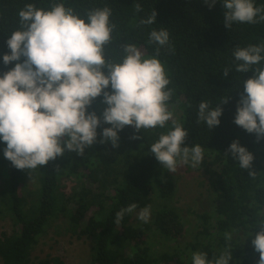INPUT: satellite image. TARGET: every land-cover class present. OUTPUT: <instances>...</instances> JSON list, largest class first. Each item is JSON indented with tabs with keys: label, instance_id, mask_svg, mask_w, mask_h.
Listing matches in <instances>:
<instances>
[{
	"label": "trees",
	"instance_id": "obj_1",
	"mask_svg": "<svg viewBox=\"0 0 264 264\" xmlns=\"http://www.w3.org/2000/svg\"><path fill=\"white\" fill-rule=\"evenodd\" d=\"M28 3L46 10L63 3L81 16L107 6L110 22L116 25L104 50L109 62L122 60L125 44H135L145 55H158L168 69V87L173 91L169 107L179 105L182 109L179 121L187 129L184 146L200 144L212 159L205 160L203 167L216 193L215 214L200 215V234L206 240L159 255L149 245L151 232H158L165 241H178L185 235L180 211L172 203L175 184L150 151V145L167 128L137 132L133 126H125L118 133L119 147H113L111 141L98 142L102 128L111 126L102 124L97 142L83 155L66 150L38 167L31 177L30 170H18L4 157L6 143L0 141V220L10 216L14 226L11 233H0L3 264H32L40 237L60 217L69 222L72 233L93 239L91 264H191L195 251L206 252L209 259L229 251L228 264H257L259 253L251 241L264 220V139L258 141L255 133L234 123L243 81L253 72L237 73L231 50L264 42V22L227 28L222 0H216L211 8L205 0H0V75L15 66L16 62L4 65L3 56L10 54L7 39L21 27L18 12ZM136 4L141 5V11L137 12ZM256 4L264 5V0H256ZM153 11L157 13L155 23L140 24L141 18ZM161 28L169 33V45L157 53L159 46L149 42V33ZM229 65L232 69L225 77L223 70ZM225 98L228 102L222 103ZM102 100L97 97L88 110L101 116L107 106ZM201 100L222 108L220 124L213 129L197 122ZM233 140L253 153L254 175L241 169L239 161L226 152ZM29 178L36 179V189H28ZM64 178L79 179L72 194L63 190ZM155 201L158 208L150 222L133 225L134 211L116 223L120 209L135 203L137 211ZM226 232L231 233L230 240L225 239ZM40 264L64 262L56 257Z\"/></svg>",
	"mask_w": 264,
	"mask_h": 264
},
{
	"label": "clouds",
	"instance_id": "obj_2",
	"mask_svg": "<svg viewBox=\"0 0 264 264\" xmlns=\"http://www.w3.org/2000/svg\"><path fill=\"white\" fill-rule=\"evenodd\" d=\"M205 3L211 8L216 0ZM222 6L224 24L229 29L233 24L264 22V5L258 6L256 0H222ZM136 10L141 11V5L136 4ZM156 15L153 11L142 17L140 24H154ZM110 16L107 6L81 16L63 3L47 10L28 3L19 10L21 27L7 39L10 54L3 56L4 65L16 63L0 75V141L6 143L4 157L16 169L31 172L66 150L83 155L97 142V129L102 124L111 126L102 128L98 142L111 141L113 147H119L118 133L125 126H133L137 132L167 128L150 145V151L169 172L174 173L180 164L196 168L203 161L200 144L184 146L187 129L169 110L173 91L158 55L148 56L135 44H125L121 61L106 59L105 46L116 28ZM149 42L159 46V53L169 45L168 31L151 30ZM231 55L237 73L253 72L243 81L234 123L255 133L259 141L264 139V42L235 46ZM231 69L232 65L224 68L225 77ZM101 96L107 106L98 116L88 109ZM227 102L228 98L222 101ZM221 115L220 105L199 102L197 122L213 129L220 124ZM226 152L239 161L241 169L254 175V155L238 140H233ZM136 209L135 203L120 209L115 214L116 223ZM150 215V206H145L137 219L147 223ZM259 226L251 243L259 253L257 264H264V220ZM225 239L230 240L231 233L226 232ZM230 258L229 251L214 259H209L206 252L195 251L191 264H228Z\"/></svg>",
	"mask_w": 264,
	"mask_h": 264
},
{
	"label": "rangeland",
	"instance_id": "obj_3",
	"mask_svg": "<svg viewBox=\"0 0 264 264\" xmlns=\"http://www.w3.org/2000/svg\"><path fill=\"white\" fill-rule=\"evenodd\" d=\"M163 64L168 74V69L165 63ZM169 110L173 113V119H180L182 109L179 105H172L169 107ZM205 160H212L206 152H204L203 161L196 168L180 164L174 173L169 172L170 178L175 184V195L172 203L180 211L185 224V235L178 241H165L158 232H151L149 245L152 247L155 255L166 251L173 252L174 249H185L198 239L206 240L200 234V231L203 229L200 215L206 214L213 217L215 214L214 200L216 193L210 185L209 174L203 167ZM35 170L30 172V177L34 174ZM79 183L78 178H64L62 180L63 190L67 194H72V191ZM36 188V179L29 178L28 189L34 190ZM157 208L158 201H155L150 207L151 215L148 222L153 218ZM138 212L139 210L135 211L132 219L133 225L137 226L143 223L137 219ZM13 228V220L10 216L0 220V233L3 231L11 233ZM243 240L250 241L248 238H244ZM93 245V239L86 236L78 237V235L72 233L69 229V222L64 217H60L54 220L40 237L32 252V264H40L41 261L51 260L56 257H59L64 264H91ZM0 264H3L1 259Z\"/></svg>",
	"mask_w": 264,
	"mask_h": 264
}]
</instances>
